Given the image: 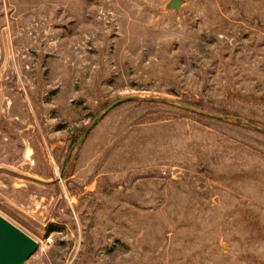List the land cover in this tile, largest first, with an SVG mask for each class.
Here are the masks:
<instances>
[{
    "label": "rangeland",
    "instance_id": "rangeland-1",
    "mask_svg": "<svg viewBox=\"0 0 264 264\" xmlns=\"http://www.w3.org/2000/svg\"><path fill=\"white\" fill-rule=\"evenodd\" d=\"M170 1L0 0V215L38 243L23 264H264V0Z\"/></svg>",
    "mask_w": 264,
    "mask_h": 264
},
{
    "label": "water",
    "instance_id": "water-1",
    "mask_svg": "<svg viewBox=\"0 0 264 264\" xmlns=\"http://www.w3.org/2000/svg\"><path fill=\"white\" fill-rule=\"evenodd\" d=\"M181 5V0H171L169 3L170 7L179 8ZM138 95L134 96H122L114 101H112L104 110L100 111L91 122L88 124L86 132H88L94 124L107 112L112 110L117 105L126 102L132 98H138ZM151 99L163 100L168 101L177 105H180L186 109L191 111L205 114L211 117L216 118H229V119H236L233 116L229 115H221V114H211L209 112H205L200 108L179 100L177 98H169V97H152ZM247 125L253 127L254 129L261 131L264 133V128L256 126L250 122H246ZM86 134H84L77 142H75L71 148L69 156L71 155L74 148L80 144V142L84 139ZM68 156V157H69ZM68 159V158H67ZM67 161V160H66ZM65 161V163H66ZM64 163V166H65ZM38 243L35 239H33L30 235L26 232L18 228L12 222L4 218L0 215V264H23L25 260L36 250Z\"/></svg>",
    "mask_w": 264,
    "mask_h": 264
}]
</instances>
